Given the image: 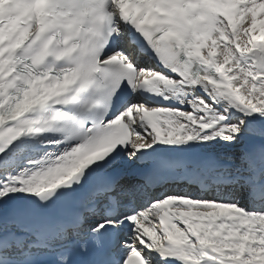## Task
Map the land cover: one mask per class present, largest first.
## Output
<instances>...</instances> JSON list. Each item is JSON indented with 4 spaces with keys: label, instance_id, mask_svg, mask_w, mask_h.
<instances>
[{
    "label": "snow or ice",
    "instance_id": "6c2138e0",
    "mask_svg": "<svg viewBox=\"0 0 264 264\" xmlns=\"http://www.w3.org/2000/svg\"><path fill=\"white\" fill-rule=\"evenodd\" d=\"M0 264H264V0H0Z\"/></svg>",
    "mask_w": 264,
    "mask_h": 264
}]
</instances>
